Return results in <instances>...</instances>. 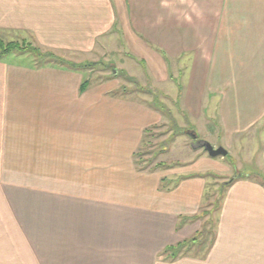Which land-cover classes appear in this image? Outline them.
<instances>
[{
    "label": "crops",
    "instance_id": "obj_1",
    "mask_svg": "<svg viewBox=\"0 0 264 264\" xmlns=\"http://www.w3.org/2000/svg\"><path fill=\"white\" fill-rule=\"evenodd\" d=\"M0 40L65 61L0 55V264H264V175L239 173L212 239L163 257L202 229L215 166L137 168L160 109L109 92L118 75L166 89L263 171L264 0H0ZM99 57L106 79L84 80Z\"/></svg>",
    "mask_w": 264,
    "mask_h": 264
},
{
    "label": "rangeland",
    "instance_id": "obj_2",
    "mask_svg": "<svg viewBox=\"0 0 264 264\" xmlns=\"http://www.w3.org/2000/svg\"><path fill=\"white\" fill-rule=\"evenodd\" d=\"M108 56L109 54H107ZM107 59L99 57L98 65L90 77L86 70H82L85 77L84 80L90 79L93 82L101 78L105 80L106 77H101V73L103 70L105 71L106 67L104 68L101 64L106 63L108 65ZM110 74L111 72H109V76ZM118 78L120 80V87L113 90L111 88L110 93L121 95L120 97H130L131 99H139L145 102L149 101L151 102L150 104H154L158 107L157 109H160L162 115L161 121L157 125L145 130L143 134L133 156L137 168L145 170L153 167L156 168V163L158 162H168L169 164L173 162L171 163L173 165H171V170L165 167L164 170L167 172L163 174H168L169 172L170 174H174L175 172L177 174L178 172L184 173L185 171H190L191 168H195L196 166L203 167L204 162L201 158L205 157L213 162L215 167L207 174L209 181L206 191L208 194L206 203L203 204L206 205L204 206L205 208L209 209L210 218L215 217L220 200L224 195L225 188L221 187L223 182H227L231 177L238 175L237 173L247 174L259 180L263 177L264 170L262 171L261 169L262 166L259 164L258 156H246L237 145L229 150L226 156L210 157L203 149V142L201 140L207 139L213 147H218L219 143L217 140H214L213 136H210L207 131L212 132L211 129L213 128L210 125H204L203 128L196 120L192 121L194 126L189 125V121L187 123L184 116V108L176 104L174 98H170V94L166 89L151 88L148 83L144 85L140 80H136V78L132 80V78H124L121 75H118ZM169 89L174 95H177L174 88ZM192 130L195 131L192 132ZM188 132L195 134L196 137L192 138ZM214 133L217 135V132ZM208 163H205L206 167L209 165ZM217 199L219 201L218 207L214 206V202ZM201 246L196 244L192 250L197 251Z\"/></svg>",
    "mask_w": 264,
    "mask_h": 264
},
{
    "label": "trees",
    "instance_id": "obj_3",
    "mask_svg": "<svg viewBox=\"0 0 264 264\" xmlns=\"http://www.w3.org/2000/svg\"><path fill=\"white\" fill-rule=\"evenodd\" d=\"M13 50H16V51H19V52H31V53H33V54H35L37 56L48 57V58L51 57L52 59H55L56 61H58L60 63H65V61L63 62L62 59L56 58L53 54H51V53H43L38 48L33 47V46L29 45V44H18V43H15V42L4 43L2 40H0V55L7 54V53H9V52H11ZM66 63L68 65H70V66H74L73 63H69V62H66ZM83 90H84V83L81 85V88H80V91H83ZM163 165H165V164L160 162V163L156 164V167H160V166H163ZM204 176L206 177L207 174H205ZM232 181H233V178L229 179L227 182H223L221 187L225 188L230 183H232ZM263 184H264V181H263ZM218 202L219 201L217 199L214 202V206L218 207L217 206ZM204 206H206V205H203L201 207V210H200L198 215L189 217L190 219H195L197 217L204 218L203 219L204 222H203L202 229L193 238H190V239L184 240L182 242H179L176 245L167 246L161 252L163 257H165L167 259H175L177 256L185 254L186 252L190 251L192 248H194V246L196 244H199V245L203 246L204 242L208 241V239H212V237L214 236L213 220H211L212 218L209 217V215H210L209 209L205 208ZM185 218H188V217H185ZM185 218H183V219H185Z\"/></svg>",
    "mask_w": 264,
    "mask_h": 264
},
{
    "label": "water",
    "instance_id": "obj_4",
    "mask_svg": "<svg viewBox=\"0 0 264 264\" xmlns=\"http://www.w3.org/2000/svg\"><path fill=\"white\" fill-rule=\"evenodd\" d=\"M190 136H191L192 138H195V137H196L195 134H190ZM202 147H203V149L208 153V155H209L210 157L225 156L226 153H227L226 150H225L223 147L219 146V147L214 148V147H213L210 143H208V142H203Z\"/></svg>",
    "mask_w": 264,
    "mask_h": 264
},
{
    "label": "flooded vegetation",
    "instance_id": "obj_5",
    "mask_svg": "<svg viewBox=\"0 0 264 264\" xmlns=\"http://www.w3.org/2000/svg\"><path fill=\"white\" fill-rule=\"evenodd\" d=\"M188 134H192V133L188 132Z\"/></svg>",
    "mask_w": 264,
    "mask_h": 264
}]
</instances>
